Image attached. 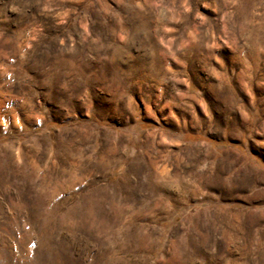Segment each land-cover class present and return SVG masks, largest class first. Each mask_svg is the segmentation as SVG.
I'll use <instances>...</instances> for the list:
<instances>
[{
	"label": "rangeland",
	"instance_id": "374dc122",
	"mask_svg": "<svg viewBox=\"0 0 264 264\" xmlns=\"http://www.w3.org/2000/svg\"><path fill=\"white\" fill-rule=\"evenodd\" d=\"M0 264H264V0H0Z\"/></svg>",
	"mask_w": 264,
	"mask_h": 264
}]
</instances>
